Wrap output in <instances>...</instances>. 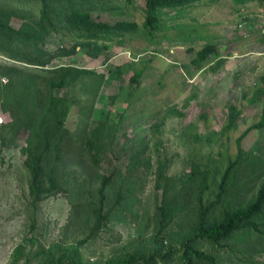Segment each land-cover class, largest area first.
I'll return each mask as SVG.
<instances>
[{"label": "rangeland", "instance_id": "1", "mask_svg": "<svg viewBox=\"0 0 264 264\" xmlns=\"http://www.w3.org/2000/svg\"><path fill=\"white\" fill-rule=\"evenodd\" d=\"M146 2L51 0L50 13L135 23L95 33L63 17L50 26L42 0H0L22 22L0 40V264L17 249V264H39L40 247L80 241L99 263L141 251L155 260L134 264H186L172 250L191 243L216 264H264V231L220 243L196 234V208L217 199L227 170L218 209L264 184V3L185 0L151 24ZM28 143L59 184L39 201Z\"/></svg>", "mask_w": 264, "mask_h": 264}, {"label": "trees", "instance_id": "2", "mask_svg": "<svg viewBox=\"0 0 264 264\" xmlns=\"http://www.w3.org/2000/svg\"><path fill=\"white\" fill-rule=\"evenodd\" d=\"M43 7V18L48 22L50 26H54L55 22L52 17L64 18L65 22L72 25L74 28H82L95 33L109 32L113 28H121L123 30H130L135 27V23L131 22H119L112 25L105 21H99L93 17L89 12L73 11L65 12L64 16L59 13H50L53 10L51 0H42ZM185 0H147L146 5L148 9V21L153 24L156 20L153 16L159 7L162 6H173L180 4ZM240 1H253V0H236ZM264 3V0H257ZM22 32L21 20L11 16L4 8L0 7V40L2 36L10 37V35H16ZM1 46V45H0ZM2 48V47H0ZM203 58L210 53V48L202 51ZM33 61V60H30ZM224 60H216L210 67L214 70L223 66ZM262 84L264 89V75L262 77ZM53 86L55 84L53 83ZM237 122V114L232 112L228 126H233ZM45 120L40 124L43 126ZM28 158L26 159V166L30 171V184L29 190L30 195L33 199L39 201L48 196L54 195L58 192L59 184L55 172L53 169H47L45 167V159L43 153L35 152L30 143L27 147ZM229 170L223 176L222 183L220 185V192L215 201H212L209 205L205 206L200 203L197 206L196 211L198 220L196 224L197 236L211 240L214 243H220L222 241L230 240L237 234L248 231H259L264 228V184L259 189L257 196L246 203L245 205H239L236 207L218 209L219 201L223 199L225 193V183L227 182ZM110 180L109 176H103V187L100 190V201L101 205L105 199V185ZM102 210H97L98 220H101ZM106 214L104 218L106 219ZM83 241L75 244L61 245L58 243H52L48 248L40 247L42 251V259L39 264H46V259L51 255L55 254L54 264H134L140 261L151 262L155 260L153 255L147 256L141 251L129 252L126 255L108 259L103 263L88 261L85 259L81 245ZM173 254L184 256V262L186 264H193V257L204 258L209 261V264H216L215 257L208 255L203 251L197 250L191 243H186L181 247H177L172 250ZM21 251L17 249L13 264H17Z\"/></svg>", "mask_w": 264, "mask_h": 264}]
</instances>
